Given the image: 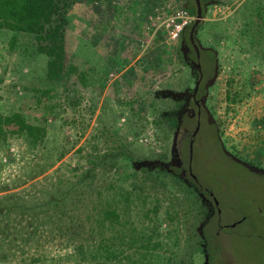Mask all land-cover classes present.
Masks as SVG:
<instances>
[{
  "label": "rangeland",
  "instance_id": "1",
  "mask_svg": "<svg viewBox=\"0 0 264 264\" xmlns=\"http://www.w3.org/2000/svg\"><path fill=\"white\" fill-rule=\"evenodd\" d=\"M203 1L195 36L215 53L201 91L212 126L191 168L219 221L167 169L194 75L163 11L192 21L190 5L71 0L53 56L33 32L0 27V264H264V174L219 148L264 172V0ZM64 211L73 218L58 231ZM13 221L33 227L12 240Z\"/></svg>",
  "mask_w": 264,
  "mask_h": 264
},
{
  "label": "flooded vegetation",
  "instance_id": "2",
  "mask_svg": "<svg viewBox=\"0 0 264 264\" xmlns=\"http://www.w3.org/2000/svg\"><path fill=\"white\" fill-rule=\"evenodd\" d=\"M198 2H199L200 12L202 13L204 1L198 0ZM184 5L185 6L190 5V7L196 11L195 0H185ZM192 23H193V20L191 23L184 26L181 29L177 37V38H180V40L182 41L181 37L183 36V34H185V31H186L189 46L184 41H182V44L184 46L185 58L187 62L191 65V67L193 68L194 80H193V85L191 86V89L187 91V96L185 98L186 102L184 106L182 107V109L179 111V115H178L179 118L176 124L177 128L174 132L175 151H174V158H173L172 164H174L178 169L174 170L173 167L171 168L170 166H168L167 169H170L174 173H177L182 179L186 180L191 185H193L204 203L212 205V206H216L215 210L217 212V220L219 221L218 216L220 214V210H219V207H217L219 205L218 200L215 198L214 193L208 187L201 184V182L198 180L197 176L193 173V170L191 168V161L193 158L194 151L200 148L201 143L206 136L207 129L209 130L210 127L212 126L211 123H208L206 121L207 118L204 116V113L202 110L201 91L204 86L203 84H205V82L211 77L210 76L205 81V78H206L205 76L207 75L208 71L211 68L214 69L213 65L216 60V59L214 60L211 66L209 67L204 66L203 60H205L207 56V54L205 53V50L213 49V48L201 46L197 42V39L195 36V29L197 27L198 22L195 24L194 30L192 32V36L190 37L189 29ZM186 52L188 53V55L186 54ZM214 56H215V53H214ZM192 119H194V124L191 127V125L188 126V120H192ZM219 148H220V151L232 162L241 165L247 170L253 171L255 173L264 174V172L260 170L251 169L244 162H241L240 160L224 152L221 149L220 144H219ZM207 226H210L209 222L207 223ZM203 229L206 230V228H202V233H203ZM203 237H204V233H203ZM204 240H205V245H206L208 238L206 239L204 237Z\"/></svg>",
  "mask_w": 264,
  "mask_h": 264
},
{
  "label": "trees",
  "instance_id": "3",
  "mask_svg": "<svg viewBox=\"0 0 264 264\" xmlns=\"http://www.w3.org/2000/svg\"><path fill=\"white\" fill-rule=\"evenodd\" d=\"M70 3L71 0H0V27L33 32L37 39L46 40L47 44L44 51L49 56H53L59 52L63 45V28L67 22L65 12ZM192 13L194 14L195 10L192 9ZM181 39L188 45L186 31ZM205 53L207 56L206 59L203 60V63L205 67H209L215 60L214 51L213 49H206ZM186 54L188 55L187 52ZM17 119L18 127L25 132V135L30 136L34 126L21 117H18ZM169 166L171 168L173 167L174 170L178 169L174 164H169ZM64 213V216L60 218L65 220L66 224L58 223L60 220H57V223L53 222L56 227L55 229L58 231L65 228L67 223L73 218L72 215L69 216L70 213L68 211H64ZM16 224L19 223L13 221L10 224V227L12 228V231L10 232L12 240H14L20 233L25 232L26 234H24L26 236L30 232L29 229L33 227L31 221H26L21 229H17ZM20 230L23 231L19 232ZM203 233L204 237L209 239L205 229H203ZM74 246L76 247V244H74ZM207 247L208 245L206 243V250L208 253L207 258L210 260L212 254Z\"/></svg>",
  "mask_w": 264,
  "mask_h": 264
},
{
  "label": "built area",
  "instance_id": "4",
  "mask_svg": "<svg viewBox=\"0 0 264 264\" xmlns=\"http://www.w3.org/2000/svg\"><path fill=\"white\" fill-rule=\"evenodd\" d=\"M163 14L165 16L162 19V24L171 39L177 38L181 29L189 24L192 19V15L183 7L163 11Z\"/></svg>",
  "mask_w": 264,
  "mask_h": 264
},
{
  "label": "water",
  "instance_id": "5",
  "mask_svg": "<svg viewBox=\"0 0 264 264\" xmlns=\"http://www.w3.org/2000/svg\"><path fill=\"white\" fill-rule=\"evenodd\" d=\"M195 4H196V11H195V17L193 18V23L191 24L190 26V29H189V35L190 37L192 36V32L194 30V26L195 24L199 21V19L201 18V12H200V7H199V2L198 0H195ZM171 151H172V154L174 155V151H175V136L172 140V147H171ZM251 169H254L252 167H250Z\"/></svg>",
  "mask_w": 264,
  "mask_h": 264
}]
</instances>
